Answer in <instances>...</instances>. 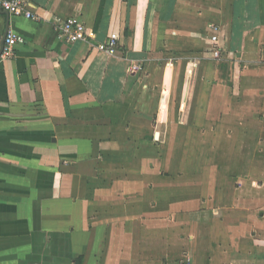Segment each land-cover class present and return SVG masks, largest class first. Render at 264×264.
Returning <instances> with one entry per match:
<instances>
[{"label":"crops","instance_id":"0c3cea01","mask_svg":"<svg viewBox=\"0 0 264 264\" xmlns=\"http://www.w3.org/2000/svg\"><path fill=\"white\" fill-rule=\"evenodd\" d=\"M28 2L36 19L0 15V264H135L128 240L122 250L111 239L117 229L128 232L127 209L114 225L106 219L109 228L93 218L104 216L97 203L130 198L124 195L127 186L120 189L111 179L109 167L118 168L113 163L119 154H132L134 135L142 141L148 134L149 107L137 102L163 91L139 85L136 68L146 63L143 73L150 71L180 52L192 59L195 31L176 11L171 18L166 0ZM230 5L229 39L221 47L228 52L236 47L243 61L251 55L247 34L263 29L264 5L261 0ZM68 17L85 24V39L58 37L56 21ZM9 30L24 42L2 57ZM110 34L117 36L113 55L98 47ZM153 113L161 124L164 114Z\"/></svg>","mask_w":264,"mask_h":264},{"label":"rangeland","instance_id":"374dc122","mask_svg":"<svg viewBox=\"0 0 264 264\" xmlns=\"http://www.w3.org/2000/svg\"><path fill=\"white\" fill-rule=\"evenodd\" d=\"M230 1L166 0L171 18L176 11L191 22L197 54L180 52L144 73L146 63L136 68L139 85L164 92L137 102L149 107L148 134L134 135L132 154L109 167L130 198L97 203L104 216L93 218L109 228L106 219L114 225L127 209L128 232L117 229L111 239L122 250L128 240L135 264H264V26L246 36L249 58L224 50ZM153 112L164 114L161 124Z\"/></svg>","mask_w":264,"mask_h":264},{"label":"built area","instance_id":"2783aa9c","mask_svg":"<svg viewBox=\"0 0 264 264\" xmlns=\"http://www.w3.org/2000/svg\"><path fill=\"white\" fill-rule=\"evenodd\" d=\"M15 15L24 16L26 18L36 19V16L29 9L28 0H0V15ZM57 34L58 37L64 38L68 42H74L78 40H83L86 38V26L77 17H68L65 19H57ZM215 40L216 36H212ZM117 36L115 34H110L108 40L103 44L98 45L99 49L102 51L113 55L116 47ZM24 42L23 37L12 32L7 31L4 37V45L2 47L1 56L8 57L12 55L13 47L16 44H22ZM219 55L218 50H214L213 57Z\"/></svg>","mask_w":264,"mask_h":264}]
</instances>
